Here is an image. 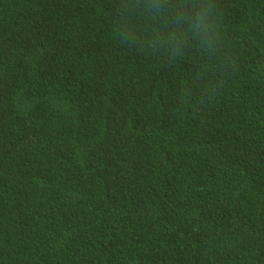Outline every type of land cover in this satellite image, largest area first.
<instances>
[{
    "label": "trees",
    "instance_id": "16d2710c",
    "mask_svg": "<svg viewBox=\"0 0 264 264\" xmlns=\"http://www.w3.org/2000/svg\"><path fill=\"white\" fill-rule=\"evenodd\" d=\"M0 264H264V0H0Z\"/></svg>",
    "mask_w": 264,
    "mask_h": 264
}]
</instances>
